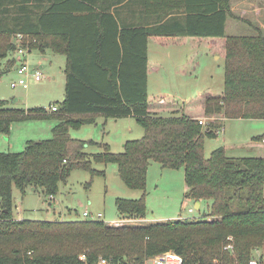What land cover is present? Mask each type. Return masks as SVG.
<instances>
[{
    "label": "trees",
    "instance_id": "16d2710c",
    "mask_svg": "<svg viewBox=\"0 0 264 264\" xmlns=\"http://www.w3.org/2000/svg\"><path fill=\"white\" fill-rule=\"evenodd\" d=\"M123 1L0 0V60L6 59L0 79L15 67L18 33L31 50L66 56L65 95L52 103L57 112L7 107L0 100V135H9L18 121H58L51 138L28 140L20 152H0V264H97L101 257L111 264H146L170 250L184 264H248L254 250L264 248V134L252 138L254 154L244 157L229 156L226 146L206 157L205 139L217 137L222 119H264V30L237 14L231 0H128L142 5L149 18L143 25L120 22L112 5ZM228 19L247 23L252 34H227ZM151 37H187L192 48L212 42L225 60L223 91L183 103L152 97ZM102 115L133 116L145 134L117 153L106 143L71 136V129ZM200 116L216 120L202 125ZM91 145L103 151L88 153ZM151 161L184 169L189 197L209 203L208 211L200 218L137 225L15 217L14 186L22 195L28 187L57 195L73 170L104 175L94 163H114L129 188L143 191L138 199L117 198L122 219H145Z\"/></svg>",
    "mask_w": 264,
    "mask_h": 264
},
{
    "label": "rangeland",
    "instance_id": "374dc122",
    "mask_svg": "<svg viewBox=\"0 0 264 264\" xmlns=\"http://www.w3.org/2000/svg\"><path fill=\"white\" fill-rule=\"evenodd\" d=\"M240 6L238 0L236 9L240 16L242 14L255 24H261V21L264 24V0H252V5L249 4L242 11L239 9ZM250 30L252 29L247 23L239 21L236 27H231L228 31L232 35H251ZM169 40H175L173 45L179 43L176 39ZM173 45L162 46L153 40L150 43L149 55L153 63L150 66L148 91L152 97L175 98L180 102L191 101L203 92L223 91L225 60L220 53L213 50L212 42H202L196 48H192L191 45L185 47ZM28 59L33 65H40L44 78L38 82L32 80L27 90L23 87L14 89L11 87V80L17 78L15 70L5 72L0 79V100H7L14 108L26 106L49 108L52 103L61 102L65 95L66 56L54 55L50 51L41 53L32 50ZM193 59L194 62H191ZM0 63L4 67L6 59L0 60ZM205 117L200 116L198 119H204L207 123ZM56 121L55 118H40L15 122L9 135H0V152H20L24 150L28 140L51 138ZM222 128H225V131H222ZM70 133L75 139H92L101 144L107 141L111 150L117 153L123 151L126 140L143 137L145 130L134 118L118 120L109 118L108 121L105 118H98L96 123L71 129ZM263 134L264 119L224 121L216 138L206 137L205 156L209 157L211 152L220 146H226L227 154L231 157L250 156L254 154L248 146L252 138ZM86 151L97 153L103 151V148L91 145ZM93 166L103 170L105 174L92 176L84 169H75L67 181L59 183L57 195L48 196L43 189L34 190L33 187H28L26 193L22 195L14 186L15 217L33 220H73L85 219L84 212L89 211L92 214L102 213L100 219L107 223L121 220L116 224L137 225L180 217L200 218L208 211L209 203L203 201L201 208L197 209L195 201L189 197L184 169L164 168L158 162L151 161L146 188V220L122 219L116 205L117 198L138 199L143 191L129 188L119 176L116 164L94 163ZM190 208H193L191 212ZM19 215H22V218H19ZM253 257L264 259V248L255 249ZM148 264H152V261L150 260Z\"/></svg>",
    "mask_w": 264,
    "mask_h": 264
},
{
    "label": "built area",
    "instance_id": "2783aa9c",
    "mask_svg": "<svg viewBox=\"0 0 264 264\" xmlns=\"http://www.w3.org/2000/svg\"><path fill=\"white\" fill-rule=\"evenodd\" d=\"M16 38L17 44L19 43L16 50L14 51V58L16 59L14 70L17 74V78L11 80V87L14 89L17 87H23L25 90H27L30 87L31 81H41L44 78V73L40 69V65H33L28 59L29 54L32 52L29 45L30 41H27L25 44L26 37L23 33H18ZM47 110L49 112H57L59 110V106L56 104H51ZM205 118H207L208 121L216 120V117ZM199 123L202 125L207 124L204 119L201 118L199 119ZM217 132H219V130ZM84 216L86 219L95 220L100 219L102 213L92 214L89 211H85ZM226 248H232V245L229 244L226 246ZM80 260L85 262L86 254H81ZM148 260L146 261V264H148L150 260L152 261V264H184L183 257L172 250L163 252L151 258L149 261ZM97 264H111V262L109 259L101 257L99 258ZM248 264H264V260L253 257L250 259Z\"/></svg>",
    "mask_w": 264,
    "mask_h": 264
},
{
    "label": "crops",
    "instance_id": "0c3cea01",
    "mask_svg": "<svg viewBox=\"0 0 264 264\" xmlns=\"http://www.w3.org/2000/svg\"><path fill=\"white\" fill-rule=\"evenodd\" d=\"M235 1H236V3H237V1L238 0H231V6H232V9L235 11V12H237V9H236V3H235ZM109 2V1H108ZM249 4H251L252 5V0H240V7L241 8H239L240 9V11H242L244 8H246ZM254 4L256 5V6H259L258 4H257V2H254ZM115 9H117L118 11H119V13H118V16H119V19H120V22H122V24H131V25H143V23L145 24L146 22H147V20L149 19L148 18V16H146V14H145V12L143 11V8H142V5L141 4H139L138 2H136L135 4L134 3H129L128 2V0H126V1H123L122 3H120V4H117V5H112V11L114 12L115 11ZM237 14H239L240 15V13H238L237 12ZM180 17L181 18H183L184 17V15L182 14V15H180ZM241 17H243V18H245L242 14H241ZM155 19L153 20V22H154V24H156L155 23V20H156V17H154ZM239 21H236V20H234V21H232L231 19H228V21H227V25H226V32H227V34H229V35H232V34H230V32L228 31L231 27L233 28V27H236V25H237V23H238ZM253 22V21H252ZM262 23L261 24H255L254 22V24L255 25H257L258 27H260L262 30H264V24H263V21H261ZM170 39H173V38H170ZM177 41H179V43H177L176 42V44L177 45H173V41L175 42V40H169V39H161V40H159V39H156V38H154V37H151L150 39H149V46H148V54H150V43H151V41L153 40V41H155L157 44H159V45H162V46H171V45H173V46H175V47H179V46H181V47H185V46H187V45H189V43L187 42V37H178V38H175ZM54 54V53H53ZM54 55H59V54H54ZM149 58H150V55H149ZM13 71H14V68L12 69ZM64 72H65V69H64ZM66 75V74H65ZM65 83H66V81H65ZM4 99V98H3ZM6 99V98H5ZM184 101H186V100H182V101H180V103H183ZM6 106L7 107H11L10 105H9V103L7 102V104H6ZM36 107H39V106H36ZM31 107H29V106H26L24 109H30ZM35 108V107H34ZM205 117V116H204ZM98 118H105L107 121H108V119L109 118H113V117H109V118H107V117H105V116H99ZM97 118V119H98ZM123 118H134L133 116H128V117H123ZM35 119H40V118H35ZM116 120H118V119H122V118H115ZM135 119V118H134ZM233 120H240V119H243V118H232ZM29 120H32V119H29ZM227 120H231V119H228V118H225V119H222V120H220L221 122V124H222V126L224 125V121H227ZM26 121V120H25ZM15 123V122H14ZM14 123H12V125L14 124ZM56 124H57V121H56ZM53 129V128H52ZM225 128H222V131H225L224 130ZM220 130V129H219ZM122 138V142H123V140H124V137L122 136L121 137ZM32 140H34V139H32ZM129 140V139H128ZM127 142V140L125 141V143ZM106 144H108V142L106 141L105 142ZM125 143L123 144V149H124V147H125ZM103 148V147H102ZM33 189L34 190H37L35 187H33ZM50 204H52L51 202H50ZM196 205H197V201H195V207H196ZM201 206H202V203L200 202V207L199 208H201ZM198 208V209H199ZM192 209L193 208H190L189 209V211L191 212L192 211ZM20 217L19 218H22L21 216L22 215H19ZM134 220H137V219H134ZM143 220H146V219H139V221H143Z\"/></svg>",
    "mask_w": 264,
    "mask_h": 264
},
{
    "label": "water",
    "instance_id": "95a60500",
    "mask_svg": "<svg viewBox=\"0 0 264 264\" xmlns=\"http://www.w3.org/2000/svg\"><path fill=\"white\" fill-rule=\"evenodd\" d=\"M200 207V201H197L196 208L198 209Z\"/></svg>",
    "mask_w": 264,
    "mask_h": 264
}]
</instances>
